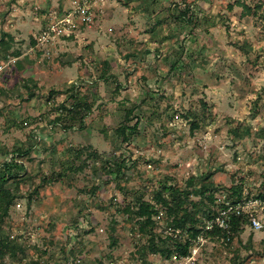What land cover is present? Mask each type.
I'll use <instances>...</instances> for the list:
<instances>
[{"label": "rangeland", "instance_id": "1", "mask_svg": "<svg viewBox=\"0 0 264 264\" xmlns=\"http://www.w3.org/2000/svg\"><path fill=\"white\" fill-rule=\"evenodd\" d=\"M5 34L13 41L9 51L0 44V148L9 152H0V170L19 147L34 145L36 159L19 160L32 180L2 228L26 253L0 264H264V0H0V41ZM74 86L92 111L85 129L64 131L53 120L73 104ZM128 108L140 125L123 143L115 132ZM195 112L201 126L192 132ZM84 147L99 157L84 153L79 171L28 197ZM122 160L123 174L106 172ZM201 173L226 188L244 185L236 206L250 225L231 245L199 237L190 259L143 262L145 240L123 208L136 192L152 200L167 178L185 187ZM159 222L164 237L163 214Z\"/></svg>", "mask_w": 264, "mask_h": 264}, {"label": "trees", "instance_id": "2", "mask_svg": "<svg viewBox=\"0 0 264 264\" xmlns=\"http://www.w3.org/2000/svg\"><path fill=\"white\" fill-rule=\"evenodd\" d=\"M247 14L252 13L251 6L246 3L240 4ZM183 17H187V12H183ZM191 22V18L188 19ZM10 40L3 38L0 41L2 47L9 51L13 38L9 34H5ZM36 44V42H33ZM19 56V53L14 54ZM75 87V86H74ZM53 94L58 92L52 91ZM0 94L3 90L0 89ZM69 97L73 100V104L68 106L64 103L60 105L62 112L53 120L54 126H58L64 131L83 130L86 126V116L92 111V107L85 98L81 97L76 87L72 91H68ZM204 111H209L208 104L202 102ZM135 109L128 108L125 112V119L121 126L116 129V135L121 142H128L131 136L138 133L140 119L134 115ZM201 114L198 112L191 114V130L200 128ZM187 117H189L187 115ZM135 121V123H134ZM7 148H0V152H6ZM35 146L25 149L23 147L16 148L11 152L9 161L3 163L0 170V258H9L16 262L24 257L26 250L18 243L15 238L7 236L2 229L6 224V220L11 216V211L18 200L24 198L22 194V183L32 180V175L24 171V167L19 160L28 157L31 162L35 161L32 153ZM87 153V158L99 157L97 152L92 151L91 147L78 148L70 151L71 164L66 168L64 173L53 174L50 177H43L41 183L29 192L28 197L32 199L39 194L41 188L46 186L50 180L58 181L60 177L65 176L69 172L79 171L77 162L81 156ZM108 163L111 173L114 166H117V176L128 170L127 160L122 162ZM214 173H201L198 176H192L185 187L177 185L174 179L167 178L165 181L159 182V188L154 192L152 200H146L145 194L136 192L134 200L123 208V212L127 215V223L132 224V232L139 235L145 241L139 247L138 253L143 262H147L149 255H159L165 260L173 258L181 259L191 255L194 243L199 237H210L212 239L223 240V243L231 245L235 239H240L241 234L245 232V228L250 225V217L248 214L230 215V227L225 230L215 227L213 231H206L205 225L208 219L213 218L221 209H226L227 203L238 205L244 202V185L237 184L231 188L217 185L213 181ZM99 189L98 184H93L87 192L95 195ZM226 190L227 195L224 201H220L217 194L220 190ZM193 197H198L196 201ZM162 214L165 217L167 226L163 230L166 233L163 237L158 232L160 227V219ZM118 242L117 238L113 239V245ZM247 249H251L252 239L245 245ZM33 264H39L34 262Z\"/></svg>", "mask_w": 264, "mask_h": 264}, {"label": "built area", "instance_id": "3", "mask_svg": "<svg viewBox=\"0 0 264 264\" xmlns=\"http://www.w3.org/2000/svg\"><path fill=\"white\" fill-rule=\"evenodd\" d=\"M80 13H81V15H84L87 17L89 12H88V9L82 8V10H80ZM66 21L67 22H65V23H70V20H66ZM51 32L57 33V28L56 27L51 28ZM241 213H242V210L239 206L227 203L226 209H221L216 216L207 220L206 230L207 231H213L215 229V227H219L221 229L227 230L231 224L230 215L231 214L240 215ZM252 224L256 230H261L263 227L261 225V223L256 219L252 220ZM186 258L190 259V256H188Z\"/></svg>", "mask_w": 264, "mask_h": 264}]
</instances>
